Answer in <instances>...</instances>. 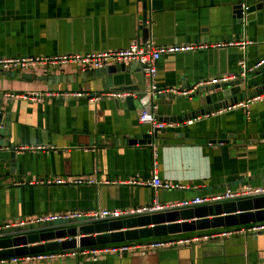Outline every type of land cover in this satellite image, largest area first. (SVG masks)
I'll return each instance as SVG.
<instances>
[{"label": "crops", "instance_id": "crops-1", "mask_svg": "<svg viewBox=\"0 0 264 264\" xmlns=\"http://www.w3.org/2000/svg\"><path fill=\"white\" fill-rule=\"evenodd\" d=\"M142 1L0 0V57L127 48L134 40L140 42ZM259 1L146 0L150 26L147 40L156 46L208 45L160 57L157 87L179 93L164 92L153 100L149 98L156 106L154 114H179V108L171 110L169 105L180 103L188 107L192 103L191 90L201 80L222 75L234 79L242 54L247 65L264 57L263 15L244 12L243 23L235 16L237 6L247 8ZM241 40L250 41L245 50L223 45ZM259 67L258 74L257 69L247 73L244 90L264 84V64ZM121 76L70 63L0 70V226L52 212L143 206L155 196L160 203L168 204L226 188L264 187V98L253 102L248 113L226 106L221 112L216 109L181 122L169 121L177 125L158 133L157 144H129L130 137L140 138L149 128L138 119L147 105L149 88L146 76L144 84L132 79L144 87L146 96L139 99L135 92L123 89L129 81L124 82ZM112 91L132 95V107L125 100L128 95L106 94ZM186 91L192 93L181 94ZM77 92L82 95H65ZM193 108H197L196 102L184 113ZM188 120L193 122L189 124ZM229 135L232 138L228 143H212ZM10 145L16 153L15 164L10 162ZM38 145L44 149H29ZM153 174L178 187L155 192L149 185L122 183L149 180ZM56 178L109 182L40 183ZM242 227L135 240L199 237L142 255L99 254L92 260L78 254L7 264H264V232H235ZM225 231L232 233L222 234ZM204 235L208 237H201Z\"/></svg>", "mask_w": 264, "mask_h": 264}, {"label": "water", "instance_id": "water-1", "mask_svg": "<svg viewBox=\"0 0 264 264\" xmlns=\"http://www.w3.org/2000/svg\"><path fill=\"white\" fill-rule=\"evenodd\" d=\"M235 16L243 23L245 13H261L264 17V0H260L253 6L235 8ZM141 36L143 44L149 38V21L146 0L142 1ZM107 74L120 73L124 82V90L135 92L137 98L146 96L144 87L134 84L132 79L144 84L145 73L143 65L137 62L117 63L102 68ZM257 74L261 67L256 68ZM129 73V74H127ZM245 79L234 78L218 83L210 87L196 89L191 94V102L188 107L180 103L169 105V109L179 108V114L159 117L157 120L181 122L183 118L193 117L197 114H205L233 105L244 97L251 98L264 94V84L256 88L245 89ZM149 97L147 96V100ZM126 102L133 104V96L128 95ZM193 102L197 108L184 113L185 109H191ZM149 108V106H146ZM184 113V114H183ZM3 113L0 111V123ZM165 129H146L140 138L130 137L129 144H146L153 141L157 144L158 133H164ZM260 137V136H258ZM232 136L226 139L212 140V143H228ZM250 136L247 137L249 140ZM246 141V140H245ZM6 143L7 140H6ZM10 162L15 164V150L10 145ZM243 225H264V193L245 196L237 199L207 203L190 207H176L166 210L136 214L115 219H102L87 221L78 218H70L56 222H38L23 226H12L0 229V259L36 254L48 251H78L80 248L93 247L111 243L135 241L166 235H175L195 231H206L224 227ZM263 230L253 232L257 234Z\"/></svg>", "mask_w": 264, "mask_h": 264}, {"label": "built area", "instance_id": "built-area-1", "mask_svg": "<svg viewBox=\"0 0 264 264\" xmlns=\"http://www.w3.org/2000/svg\"><path fill=\"white\" fill-rule=\"evenodd\" d=\"M245 9V8H244ZM264 42V40H263ZM250 43L249 40H241V41H231L229 43L223 45H236L240 49L245 50V47ZM214 46H221V44H215ZM208 47L207 44H172V45H161L156 46L151 39L146 40L143 44L139 41H132L127 48L120 50H103V51H92V52H75V53H64L57 54L51 56H34V57H0V70L11 71V70H19L26 68L28 66H60L63 64H80L84 69H102L108 65L117 64L121 62H137L143 65V70L145 76L148 80V97L153 100L156 96L167 92L169 94L177 92L174 89L162 90L157 87L156 84V71H157V61L164 54H174L185 51H193L197 49H202ZM261 64H264V57L253 65L246 64L245 54L240 57L238 60L239 72L235 76V78L245 79L248 72L253 71ZM230 79V76L222 75L219 77H214L208 80H201L196 83V85L192 88V92L196 89L205 87L207 84H216L219 82H225ZM191 91L181 92V94H189ZM111 97H126L129 95L127 92H117L112 91L106 93ZM66 96H80L81 93H66ZM35 97H41L40 95H35ZM264 98V94H260L251 98H245L233 105L227 106V108H241L246 110L250 109V105ZM149 108H143L139 114V121L141 123H147L150 129H165L168 126L177 125L176 123L166 122L163 120H157L155 118L154 109L156 108L155 104L151 100L146 101ZM225 110L224 108L219 109L217 112H221ZM193 120H188L187 123H192ZM31 150H39L44 149V146H32L29 147ZM108 183L109 181L97 180L94 178H56L54 180H45L41 181L42 184H73V185H84V184H99V183ZM114 183L118 181H113ZM122 183L128 184H138V185H149L156 192L158 189H169L178 187L177 184H172L168 181H162L157 174H153L149 180H127ZM264 193L263 186H250L247 185L242 189H231L226 188L222 191L212 192L206 195H196L192 198L181 200L178 202H171L168 204L160 203L156 196L153 198L152 202L147 205L125 208V209H99L92 211H70L64 213H45L39 214L36 216H31L24 220H18L13 223H6L0 226L1 228H8L12 226H23L31 223L38 222H56L62 221L70 218H78L87 221H95L102 219H115L125 216H133L136 214L142 213H151L161 210H166L170 208L176 207H190L195 205L207 204V203H216L220 201L237 199L245 196H253ZM264 229V225H251L248 227H242L240 230H235V232H247L253 233ZM232 231H225L222 234H231ZM214 236V235H211ZM203 238H207L208 235L201 236ZM199 237L195 236L190 239H174V240H164V239H156V240H143V241H133V242H119V243H111L93 247L80 248L78 251H70V250H62V251H48L41 252L36 254H27L21 256H14L10 258L0 259V264L7 263H18L21 260L29 261V260H37V261H47L55 258H62L68 255H81L85 258L90 257L92 260H96L99 254H120V253H128V252H136L137 254H145L151 250H157L159 248L169 247V246H177L180 244L188 243L193 240H197Z\"/></svg>", "mask_w": 264, "mask_h": 264}, {"label": "trees", "instance_id": "trees-1", "mask_svg": "<svg viewBox=\"0 0 264 264\" xmlns=\"http://www.w3.org/2000/svg\"><path fill=\"white\" fill-rule=\"evenodd\" d=\"M156 238H161V237H156Z\"/></svg>", "mask_w": 264, "mask_h": 264}]
</instances>
